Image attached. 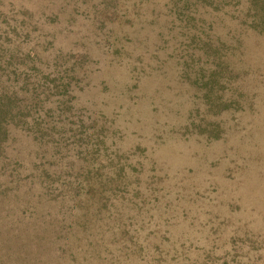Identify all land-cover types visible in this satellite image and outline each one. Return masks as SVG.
<instances>
[{
    "label": "rangeland",
    "instance_id": "obj_1",
    "mask_svg": "<svg viewBox=\"0 0 264 264\" xmlns=\"http://www.w3.org/2000/svg\"><path fill=\"white\" fill-rule=\"evenodd\" d=\"M0 109L10 264H264V0H0Z\"/></svg>",
    "mask_w": 264,
    "mask_h": 264
},
{
    "label": "trees",
    "instance_id": "obj_2",
    "mask_svg": "<svg viewBox=\"0 0 264 264\" xmlns=\"http://www.w3.org/2000/svg\"><path fill=\"white\" fill-rule=\"evenodd\" d=\"M3 104H4V103H3ZM3 114H4V111H2V110L0 109V120H2V116H3ZM0 126H1V124H0ZM0 130H1V129H0ZM2 130H4V128H2ZM96 244L99 245V246L102 245V250L104 249V247H106L107 245H109V244H107V243L103 244L102 242H99V241H98V243H96ZM10 263H11V262H9V259L3 257V255L0 253V264H10Z\"/></svg>",
    "mask_w": 264,
    "mask_h": 264
}]
</instances>
